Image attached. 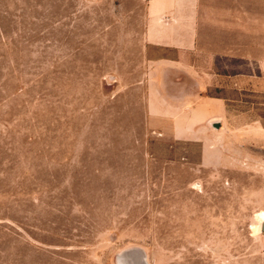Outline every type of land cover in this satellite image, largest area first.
Returning a JSON list of instances; mask_svg holds the SVG:
<instances>
[{
	"label": "rangeland",
	"instance_id": "374dc122",
	"mask_svg": "<svg viewBox=\"0 0 264 264\" xmlns=\"http://www.w3.org/2000/svg\"><path fill=\"white\" fill-rule=\"evenodd\" d=\"M150 1L0 0V264H264V0H197L246 17L216 138L148 104Z\"/></svg>",
	"mask_w": 264,
	"mask_h": 264
},
{
	"label": "crops",
	"instance_id": "0c3cea01",
	"mask_svg": "<svg viewBox=\"0 0 264 264\" xmlns=\"http://www.w3.org/2000/svg\"><path fill=\"white\" fill-rule=\"evenodd\" d=\"M149 9L145 24L147 43L165 47L168 52L174 51L175 57L167 55L161 61L150 59L148 104L153 95L150 76L155 73L160 82L161 69H164L166 92L160 88L154 94L162 108L155 115L173 119L178 137L188 135L187 121L191 127L202 125L198 129L199 135L208 131L215 138L227 136L233 130L232 115L239 112L231 110V101L235 98L231 92L233 90V96L240 98L245 89L241 84L245 64H240L246 57L244 43L240 46L245 35L235 33V30L245 31V27H240L246 24V17L232 18L229 7L221 8L217 2L203 4L197 0H151ZM205 10L207 16H204ZM232 40L237 42L232 45ZM232 59L239 61L236 70L232 68ZM212 89L215 93H209ZM172 104L176 106L173 110Z\"/></svg>",
	"mask_w": 264,
	"mask_h": 264
},
{
	"label": "bare ground",
	"instance_id": "6f19581e",
	"mask_svg": "<svg viewBox=\"0 0 264 264\" xmlns=\"http://www.w3.org/2000/svg\"><path fill=\"white\" fill-rule=\"evenodd\" d=\"M259 218L264 220V211H260L258 214Z\"/></svg>",
	"mask_w": 264,
	"mask_h": 264
},
{
	"label": "water",
	"instance_id": "95a60500",
	"mask_svg": "<svg viewBox=\"0 0 264 264\" xmlns=\"http://www.w3.org/2000/svg\"><path fill=\"white\" fill-rule=\"evenodd\" d=\"M264 227V221H263V223H262V228Z\"/></svg>",
	"mask_w": 264,
	"mask_h": 264
}]
</instances>
